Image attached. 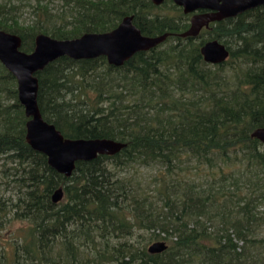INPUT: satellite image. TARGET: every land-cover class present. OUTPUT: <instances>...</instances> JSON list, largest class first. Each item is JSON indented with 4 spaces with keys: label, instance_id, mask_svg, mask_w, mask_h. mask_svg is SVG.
<instances>
[{
    "label": "trees",
    "instance_id": "16d2710c",
    "mask_svg": "<svg viewBox=\"0 0 264 264\" xmlns=\"http://www.w3.org/2000/svg\"><path fill=\"white\" fill-rule=\"evenodd\" d=\"M191 14L171 0H0V29L25 52L39 33L105 32L127 15L144 35L170 33L120 66L63 56L37 72L42 117L64 137L126 143L69 177L27 144L16 79L0 62V181L14 192L0 196V228L27 222L18 264H264V143L251 136L264 126V5L181 37ZM214 39L229 51L217 64L200 52ZM156 241L167 248L149 253Z\"/></svg>",
    "mask_w": 264,
    "mask_h": 264
},
{
    "label": "water",
    "instance_id": "95a60500",
    "mask_svg": "<svg viewBox=\"0 0 264 264\" xmlns=\"http://www.w3.org/2000/svg\"><path fill=\"white\" fill-rule=\"evenodd\" d=\"M165 0H151L155 5ZM190 16L189 27L179 33L181 37H195L209 26V23L236 17L243 12L264 5V0H171ZM170 35L166 32L156 36H147L133 23V16L122 18L118 25L105 32H86L82 35L57 39L39 33L34 37L32 51L21 49L19 35L0 29V62L15 77L17 95L24 108L26 117L25 140L35 151L44 154L50 167L65 177L71 176L77 161H90L98 155H113L126 143L107 138H68L46 121L37 102V72L57 58L66 56L71 59H92L104 56L107 62L120 66L135 53L156 47ZM204 61L217 64L229 56L227 47L218 40H209L200 47ZM252 137L264 143V126L256 128ZM63 198L60 186L51 195L53 202ZM167 248L165 241L151 243L149 253H161Z\"/></svg>",
    "mask_w": 264,
    "mask_h": 264
},
{
    "label": "rangeland",
    "instance_id": "374dc122",
    "mask_svg": "<svg viewBox=\"0 0 264 264\" xmlns=\"http://www.w3.org/2000/svg\"><path fill=\"white\" fill-rule=\"evenodd\" d=\"M61 1H54L52 4L50 3V7L55 10H60ZM21 15H18V20L23 25H29V23L34 20V16L31 14L29 9H25ZM144 172H149L148 169L144 170ZM0 196L2 199L6 201L8 198H13L14 192L10 185H7L6 181H0ZM9 203V202H6ZM8 205V204H6ZM27 225L26 221H13L5 225L4 228H0V258L3 253L6 256L5 263L2 264H18L13 259V242L19 233L17 232L19 229L25 227Z\"/></svg>",
    "mask_w": 264,
    "mask_h": 264
},
{
    "label": "flooded vegetation",
    "instance_id": "af4514ba",
    "mask_svg": "<svg viewBox=\"0 0 264 264\" xmlns=\"http://www.w3.org/2000/svg\"><path fill=\"white\" fill-rule=\"evenodd\" d=\"M192 14H193V13H192ZM192 14H191V15H192Z\"/></svg>",
    "mask_w": 264,
    "mask_h": 264
}]
</instances>
